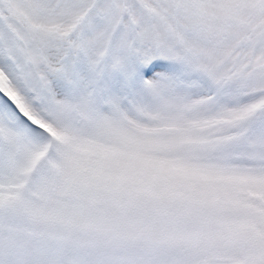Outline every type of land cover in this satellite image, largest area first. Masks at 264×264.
<instances>
[{
	"label": "snow or ice",
	"instance_id": "6c2138e0",
	"mask_svg": "<svg viewBox=\"0 0 264 264\" xmlns=\"http://www.w3.org/2000/svg\"><path fill=\"white\" fill-rule=\"evenodd\" d=\"M0 264H264V0H0Z\"/></svg>",
	"mask_w": 264,
	"mask_h": 264
}]
</instances>
